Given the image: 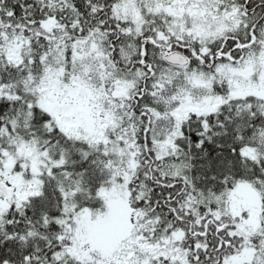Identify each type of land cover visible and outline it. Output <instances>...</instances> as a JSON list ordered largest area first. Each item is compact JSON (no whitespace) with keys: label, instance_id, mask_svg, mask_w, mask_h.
<instances>
[{"label":"snow or ice","instance_id":"snow-or-ice-1","mask_svg":"<svg viewBox=\"0 0 264 264\" xmlns=\"http://www.w3.org/2000/svg\"><path fill=\"white\" fill-rule=\"evenodd\" d=\"M0 264H264V0H0Z\"/></svg>","mask_w":264,"mask_h":264}]
</instances>
